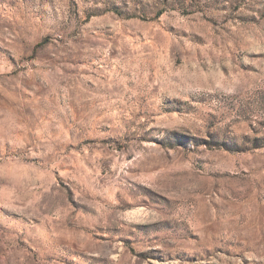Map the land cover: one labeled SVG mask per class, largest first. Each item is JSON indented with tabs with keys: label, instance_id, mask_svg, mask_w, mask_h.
Segmentation results:
<instances>
[{
	"label": "rangeland",
	"instance_id": "obj_1",
	"mask_svg": "<svg viewBox=\"0 0 264 264\" xmlns=\"http://www.w3.org/2000/svg\"><path fill=\"white\" fill-rule=\"evenodd\" d=\"M0 264H264V0H0Z\"/></svg>",
	"mask_w": 264,
	"mask_h": 264
}]
</instances>
